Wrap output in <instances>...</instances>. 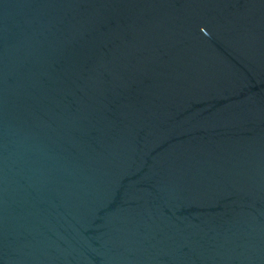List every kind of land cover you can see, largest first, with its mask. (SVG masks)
I'll return each mask as SVG.
<instances>
[{"label": "water", "instance_id": "obj_1", "mask_svg": "<svg viewBox=\"0 0 264 264\" xmlns=\"http://www.w3.org/2000/svg\"><path fill=\"white\" fill-rule=\"evenodd\" d=\"M0 264H264V0H0Z\"/></svg>", "mask_w": 264, "mask_h": 264}]
</instances>
